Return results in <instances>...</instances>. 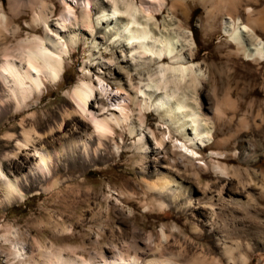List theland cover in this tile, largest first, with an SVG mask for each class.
<instances>
[{"label": "rangeland", "instance_id": "1", "mask_svg": "<svg viewBox=\"0 0 264 264\" xmlns=\"http://www.w3.org/2000/svg\"><path fill=\"white\" fill-rule=\"evenodd\" d=\"M132 2L152 18L156 33L169 29L194 39L193 46H186L183 39L179 52L187 65L199 64L207 74L195 93V104L215 127L212 141L189 157L180 147L183 138L146 104L150 76L177 61L167 55L162 60L151 53L141 55L115 38L107 22L99 24L100 8L112 0H49L47 26L34 23L29 7L0 0L13 19L4 41L11 53L18 57L25 39L47 36L67 42L68 50L58 80H46L24 107L0 117V157L12 151L14 144L7 145L3 138L8 132L19 135L22 119L41 122L40 132L61 122L67 110L77 107L72 93L81 82L96 88L88 113L93 122L87 117L66 118L65 132L53 131L48 144L76 142L80 140L76 132H89L96 120H108L114 129L108 138V158L98 157L88 167L79 162L78 177L70 185L49 193L28 192L24 201L12 205L0 195V264H19L4 235L20 240L27 249H37L42 241L48 247L76 248L87 259L100 258L102 250L108 255L121 250L145 261L162 229L184 245L190 257L205 247L224 264H233L226 248L239 245L236 264L244 263L240 253L248 264H264V192L259 189L264 185V60L247 58L225 33L229 18H241L264 41V0ZM120 117L117 123L115 118ZM142 145L145 149H139ZM162 176L181 183L176 197L168 193L167 201L166 194L148 188L147 182ZM205 190L227 203L216 207L212 228L203 223L211 202L198 205ZM252 199L254 209L245 208Z\"/></svg>", "mask_w": 264, "mask_h": 264}, {"label": "bare ground", "instance_id": "2", "mask_svg": "<svg viewBox=\"0 0 264 264\" xmlns=\"http://www.w3.org/2000/svg\"><path fill=\"white\" fill-rule=\"evenodd\" d=\"M48 1L12 0L11 5L22 4L29 7L33 11L34 23L47 26L51 14ZM98 14L99 24L107 22L108 27L113 30L115 38L134 46V50L140 52L141 55L151 53L159 60H162L165 55L176 59L175 65L162 66L154 76H150L149 84H147L149 103L147 101L146 104L154 107L160 116L168 121L183 138L180 147L185 149L189 157L197 156L196 149L203 148L212 141L215 127L212 122L203 117L195 104V93L206 79L207 74L199 64L187 65L186 58L179 52V48L183 45V39L187 43L186 46H193L194 39L189 35L181 37L179 33L169 29L156 33L155 23H151L152 18L144 15L143 10L132 0H112V4L108 7L102 6ZM121 14H124L125 17ZM84 17L87 20L90 16ZM12 20L4 6L0 4V100L2 102L0 117L6 116L12 110L24 107L42 89L46 80H58L64 68L63 56L68 51L67 42L63 43L58 40L59 38L34 37L20 42L18 48L20 54L17 57L5 45L6 31L9 30L8 27ZM225 33L247 58L253 61L264 60V41L253 26L244 23L241 18L231 17L226 22ZM74 38L75 36H71L69 39L74 41ZM160 90L163 91L161 94H159ZM180 91L182 92L180 93ZM95 92L96 88L92 84L79 83L72 93L77 107L73 106L67 110L63 114L64 119L62 118L61 122H56L54 126H51L49 132L38 131L41 122L22 119L19 135H16L15 132H8L5 135L4 142L7 145L14 144L12 151L4 152L0 157V195L4 196L6 204L12 205L24 201L28 192L44 191V193H49L67 183L70 185V182L75 181L78 177L75 172L79 162H85L84 166L88 167L96 162L98 157L100 160L101 156H105L104 159L108 158L110 150L108 140H111L108 138L114 132L108 120L94 121L89 132L80 130L76 132L80 135V140L76 142L69 140L56 146L52 143L48 144L46 141L53 131L65 132L63 126L66 118L70 120L77 116L87 117L93 122V116L88 113L89 103ZM115 119L119 123L123 118ZM134 130L135 128H132L133 132ZM250 147H252L251 144ZM139 149H145L144 145ZM100 152L102 154H99ZM147 183L151 191L160 195L166 194L168 198H165V201L169 200L168 193L175 196L176 189L178 190L181 186L178 180L170 176H162L154 182ZM259 189L264 192V185ZM215 198L216 196L211 190H205L199 198L201 202H198L200 206L205 203L202 200L211 202L209 216L203 220L204 225L211 226V228L215 226L214 220L218 214L216 207L227 204L221 201L219 196ZM0 204L2 203L0 202ZM165 204L166 202L161 205ZM254 204L252 199L244 206L251 209ZM93 218H96L95 214H93ZM3 239L5 242H12L13 251L11 253L19 264H224L221 258L206 252L205 247H200L201 251L199 252L197 249L199 253L196 252L197 254L190 257V252L186 247L178 244L177 239L173 240L172 235L165 229L161 230L159 241L155 245L151 257L145 261H142L138 256L126 255V252L123 253L121 250L114 251L111 255L102 250L100 258L92 255L93 257L87 259L79 255L76 248L72 247L66 249L56 248L55 245L48 247L41 241L37 242V249H27L20 240L13 241L7 235H4ZM177 245L181 248L178 252L174 250ZM239 247L238 245L226 248V255L231 258L233 264L237 262L234 252ZM80 248L86 250L85 247ZM35 251L38 252V256L34 254ZM240 257L244 259L243 264H248L249 260L244 257V254L240 253Z\"/></svg>", "mask_w": 264, "mask_h": 264}]
</instances>
